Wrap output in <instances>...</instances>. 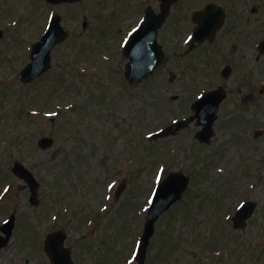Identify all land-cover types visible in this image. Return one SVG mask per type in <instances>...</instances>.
Here are the masks:
<instances>
[{
  "label": "rangeland",
  "instance_id": "obj_1",
  "mask_svg": "<svg viewBox=\"0 0 264 264\" xmlns=\"http://www.w3.org/2000/svg\"><path fill=\"white\" fill-rule=\"evenodd\" d=\"M141 1L82 0L58 8L45 0H0V194L7 185L0 222L15 217L0 264L48 263L37 247L58 228L78 264L89 257L90 264H138L129 258L146 204L154 184L172 171L189 181L155 222L144 264H264V54L256 58L250 47L264 36V0H216L229 11L235 47L225 50L218 39L217 47L189 56L168 48L155 71L129 84L118 42L141 7L159 8L158 0ZM203 1L183 0L172 15L189 3L187 17ZM50 10L63 11L70 34L53 49L50 69L23 84L19 70ZM226 63L232 74L223 78ZM217 86L226 98L208 143L195 137L197 119L150 137L191 114L193 100ZM16 163L39 182L35 204L12 172ZM247 199L256 207L236 228L232 216Z\"/></svg>",
  "mask_w": 264,
  "mask_h": 264
},
{
  "label": "water",
  "instance_id": "obj_2",
  "mask_svg": "<svg viewBox=\"0 0 264 264\" xmlns=\"http://www.w3.org/2000/svg\"><path fill=\"white\" fill-rule=\"evenodd\" d=\"M166 3L169 0H163ZM209 24H214L215 22L212 23V21H209ZM214 25L212 27H214ZM216 25H218V21L216 22ZM47 61L43 64H41L40 66L33 68L32 70L28 68H25L22 71V80L23 81H29L31 80L34 76H36L37 74H39L40 72L46 70L49 67V57L46 59ZM136 72L135 71H131V72H127V77L130 81L134 82L137 81L139 79L142 78L143 74H139V75H134ZM142 73V72H141ZM200 102H196L194 104V107L196 109H199L201 106ZM192 118V117H191ZM207 120L205 121V126L202 132L197 133V137L200 140H205L208 141L212 130H211V121ZM169 132V130H165L164 131ZM16 170V169H15ZM23 174V173H21ZM24 177L28 180V182L31 184L32 186V194L34 197V193L37 187V183L34 181V179L32 178V175L30 172L25 171ZM187 183V178L184 177L181 174H175L172 173L166 180H164L163 182H161L156 190L154 199L151 203L149 212H148V216H147V220L145 223V229H144V234H143V238H142V242H141V246H140V252H139V260L141 262H143L144 260V254H145V249L146 246L148 244L149 238L153 233L154 230V222L155 220L158 218V216L160 215V213L162 211H164L165 209H167L174 201H176L177 199L180 198L182 191L184 190L185 186ZM122 189V185L119 188V192ZM252 206H248L246 205L244 208L241 209L240 213L236 215V217L234 218V222L236 225H240L243 223L244 219L251 213L252 211ZM62 240L63 238H61V246H62ZM50 253H52L51 251H49Z\"/></svg>",
  "mask_w": 264,
  "mask_h": 264
},
{
  "label": "flooded vegetation",
  "instance_id": "obj_3",
  "mask_svg": "<svg viewBox=\"0 0 264 264\" xmlns=\"http://www.w3.org/2000/svg\"><path fill=\"white\" fill-rule=\"evenodd\" d=\"M180 2H183V0H180ZM228 17H229V12L226 11L225 21L228 19ZM190 26H192V23H189V25L188 24H183V26H181V27L180 26H176V25H173V26H171L169 28L162 27L159 30V34H160V38L163 40L162 41L163 45L166 48H170L172 50V53H176V51H179L180 43L182 41L178 42V38L183 32H185L187 30H190V28H191ZM230 28L231 27H229L227 25V23L225 22L223 24V26L217 31L214 39L212 41H208V42L203 43L200 47L209 46V45H213V44H214V46L217 47V44H218L217 40L219 39L220 41L224 42L225 48H228L229 44L231 43V38L233 36H235L234 33H233V35L231 34ZM184 36H185V34H184ZM235 46H236V44H234V47ZM177 53L180 54V51L177 52ZM76 257L77 256H74V258H76Z\"/></svg>",
  "mask_w": 264,
  "mask_h": 264
}]
</instances>
